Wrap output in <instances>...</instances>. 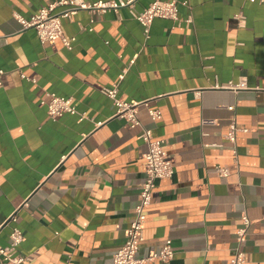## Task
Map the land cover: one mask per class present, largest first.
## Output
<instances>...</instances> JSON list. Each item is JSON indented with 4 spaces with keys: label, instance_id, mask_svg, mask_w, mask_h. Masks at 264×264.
<instances>
[{
    "label": "crops",
    "instance_id": "crops-1",
    "mask_svg": "<svg viewBox=\"0 0 264 264\" xmlns=\"http://www.w3.org/2000/svg\"><path fill=\"white\" fill-rule=\"evenodd\" d=\"M51 1L0 0V222L17 218L0 229V246L18 227L26 264H114L140 202L141 135L151 129L175 173L156 182L138 257L171 239L166 264H229L246 215L245 264H264V3L181 0V21L156 19L149 39L128 9L81 11L64 21L68 49L15 18ZM115 86L119 99L147 102L140 126L115 116L103 92ZM47 93L72 98L86 118H51Z\"/></svg>",
    "mask_w": 264,
    "mask_h": 264
},
{
    "label": "built area",
    "instance_id": "built-area-1",
    "mask_svg": "<svg viewBox=\"0 0 264 264\" xmlns=\"http://www.w3.org/2000/svg\"><path fill=\"white\" fill-rule=\"evenodd\" d=\"M138 0H100L96 2H87L85 0H52L46 6L40 8L31 18H25L20 14H16V20L21 24L23 30L34 29L43 43H55L62 41L65 47L72 49L74 38L70 39L64 33V21H72L73 18L81 11L89 13H115L118 14L122 9H128L133 16L144 28L147 39L151 37V29L156 19L171 20L180 22L179 8L182 4L181 0H151L143 10L136 9ZM252 2L264 3V0H250ZM238 18L241 20L243 16L240 14ZM192 22V17L185 20ZM5 71L0 69V89L4 87L3 77ZM26 78L25 75H23ZM104 94L109 97L115 108V116L124 119L131 127L140 126L138 118L139 107L147 106V102H126L119 99L118 86L114 88H106ZM48 114L51 118H59L66 114L79 115L81 120L86 118V114L78 111L73 105L72 98L58 96L55 93H47V101L44 102ZM149 113L154 120L161 118V112L150 109ZM241 131L233 124L226 138L231 142H236V134ZM246 131V130H244ZM142 140L147 145V151L144 153L145 179L142 183L140 192V202L135 208V216L128 230V237L125 244L117 250L114 255V264H166L175 256L173 241L168 239L159 253L153 254L147 258H139L141 244L144 241V225L147 220L146 209L153 202L158 180L171 179L175 170L171 156L166 149L165 140H156L151 129H144ZM216 172L220 177H227L230 174L228 168H216ZM16 214L12 215L7 222H16ZM5 223L0 222V229ZM251 221L245 215L243 217V226L238 230L239 247L235 256L229 264H245L246 253L242 250V244L247 236L248 228ZM23 231L14 227L10 234V245L7 247L0 246V254L3 260L0 264H26L28 258L19 253L20 245L25 241Z\"/></svg>",
    "mask_w": 264,
    "mask_h": 264
}]
</instances>
